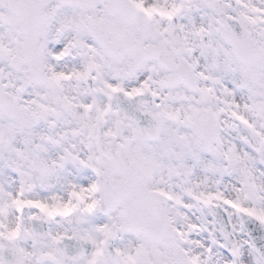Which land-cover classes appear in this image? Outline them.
<instances>
[{
  "label": "snow or ice",
  "instance_id": "snow-or-ice-1",
  "mask_svg": "<svg viewBox=\"0 0 264 264\" xmlns=\"http://www.w3.org/2000/svg\"><path fill=\"white\" fill-rule=\"evenodd\" d=\"M0 264H264V0H0Z\"/></svg>",
  "mask_w": 264,
  "mask_h": 264
}]
</instances>
